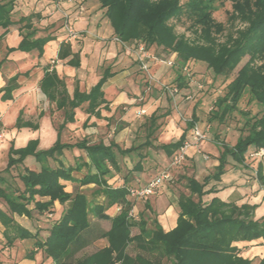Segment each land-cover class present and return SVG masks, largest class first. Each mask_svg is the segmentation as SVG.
<instances>
[{
	"label": "trees",
	"instance_id": "16d2710c",
	"mask_svg": "<svg viewBox=\"0 0 264 264\" xmlns=\"http://www.w3.org/2000/svg\"><path fill=\"white\" fill-rule=\"evenodd\" d=\"M216 1L188 0L183 7L181 0H98L121 42H143L146 48L156 45L168 54L175 53L178 69L195 60L205 62L216 74L229 76L240 60L246 54L250 55V60L228 84L226 94L217 99L211 110L210 121L218 120L222 123L233 111H240L239 103L246 94H250L251 99L263 108V113L251 115L250 112L242 111L247 133L242 131L234 145L217 136L218 140L215 141L221 148L220 163L203 181L195 176H184L189 194L182 192L179 196L177 225L165 231L156 219L150 226L144 212L139 220L130 214L134 208L129 197L132 187L131 172L124 176L123 184L114 186L109 183L114 170L120 171L116 150L122 155H137L139 160L134 169H142V160L146 154L141 149L154 145L151 137L156 117L152 116L148 126L151 132L146 141L126 149L115 142L106 145L103 141L91 143L88 139L75 143L62 142L60 130L58 139L48 149H37L38 140H30L25 147L20 148L12 145L8 164L0 170V199L4 201L6 208L0 207V222L4 227L2 233L6 245H13L17 239L36 238V246L45 248L47 255L53 259V264H254L253 259L240 254V248L235 243L262 239L264 244V216L255 218L257 205H239L235 201L226 202L219 197L206 203L203 196L215 191L214 186L206 187L212 179H221L226 171L228 157L243 163L249 148L264 149V64H256L258 59L264 60V0L234 2V12L238 18L248 23V27L236 39L232 41L230 38L225 43L219 41L224 25L213 18V13L217 10ZM18 2L19 0H0V29H3L0 37L6 35L12 25L19 23L21 40L17 46L8 47V52L37 50L41 56L44 46L55 39V36H37L39 30L35 26V20H42L40 13L21 15L18 20H14ZM183 10L193 20L192 27L197 36L192 41L184 36L179 37L168 25V21L179 16ZM70 54H73L70 61L78 64L79 54L72 52L69 41H62L58 57L64 59ZM6 59L4 57L0 60V70ZM105 72L89 93L76 89L73 97L55 69L46 71L41 87L49 100L55 102L58 109L65 111L66 123L74 120V109L83 102L89 101L88 109L95 111L105 101L102 87L110 75L109 71ZM17 78L18 74L11 77L3 88L4 99L12 98V91L18 87ZM177 80L179 88L186 86L181 73ZM197 121L198 116L193 112L182 136L177 141L163 143L158 147L172 156L184 145L187 131L194 128ZM16 125L19 128L38 127L30 122H23L21 117ZM73 147L84 149L90 160L87 172L81 178H75L71 173L87 165L83 158L84 161L75 167L52 163L59 159L65 149ZM28 155H33L40 163V170L25 165ZM257 175L264 180L261 164ZM61 179L78 180L80 185L95 183L96 187L90 197L84 192L73 195L65 189ZM38 196H49L50 199L41 201L37 199ZM56 200L62 204L69 202V206L62 217L54 222L50 234L44 240L39 238L38 232L33 233L15 219V214L31 215L32 209L39 213L48 211ZM31 204L33 208H30ZM149 206L147 202L148 209ZM111 207L118 209L113 216L106 212ZM91 214L110 219L111 227L96 232L90 219ZM133 227H138L139 233L132 234ZM102 238L107 239L106 246L84 257H76L83 246ZM131 244L140 250L135 255L128 252ZM257 264H264V257Z\"/></svg>",
	"mask_w": 264,
	"mask_h": 264
},
{
	"label": "crops",
	"instance_id": "0c3cea01",
	"mask_svg": "<svg viewBox=\"0 0 264 264\" xmlns=\"http://www.w3.org/2000/svg\"><path fill=\"white\" fill-rule=\"evenodd\" d=\"M86 3L87 8L75 23V29L78 33H83V31L86 32L81 40L76 41L74 38L64 37L63 34H60L63 30L61 29L57 32L59 36H55V39L50 40L44 46V52L41 56H39L37 50L31 52L19 50L8 52V47L17 46L21 40L19 25H12L9 32L4 35L2 41L5 42L4 49L7 52V59L5 62L8 63L10 60L17 61L16 57L19 55H30V62L32 63L31 67L23 72H2L3 65L0 70V116L2 117L0 120V170L4 169L8 164L9 151L12 145H14L15 148H20L25 147L30 140H38L37 149H48L53 146L58 139L59 130L61 131L60 137L62 142L75 143L83 139H88L91 143L103 141L106 145L115 142L123 149L139 145L132 144L123 146L120 143L122 138L118 139L114 134H106V131H110V127L116 124L113 117L120 105L134 100V96H130L129 93L131 90H134L135 93L137 92L138 85L136 86V79L138 75L135 72H139V66L136 62V55L131 51L130 47L127 46L129 43H123L116 37L110 20L106 15L104 16L105 10L99 8L100 4L98 0H87ZM58 7L59 9L56 10V5L52 4L51 0H19L15 11L21 13V15L40 13L43 16L41 21L46 25H51L61 17V7L65 8L66 12L69 13L75 10L72 3L69 1L63 2L62 5ZM51 9H53L52 14L50 13ZM74 14L77 15L76 12H74ZM62 41H69L72 52L79 54L78 64L70 61L73 54H70L64 59L58 57ZM173 58L176 59V54H173ZM100 65L103 67L99 68ZM157 65L159 64H154L153 68L156 72H159L160 70L156 69ZM53 69H55L59 77L64 80L67 91L71 97H73L76 89L81 92L89 93L100 81L104 73H106L105 71H109L110 75L102 87L105 101L100 104L95 111L88 109L89 101L83 102L74 109V120L65 123V111L63 109H58L56 103L49 100L41 87V81L46 71H51ZM17 74L18 87L12 91L11 99H4L3 94L5 91L3 88L8 84L9 79ZM193 112L196 111L193 110ZM33 116H36L38 120L35 121ZM19 117L22 118L23 122H30V124H35L38 127H17L16 124ZM58 117L59 123L56 122ZM63 123H65V125L60 129ZM185 130H183L182 134ZM190 130L191 129L187 131L186 139L191 137V134L188 133ZM64 135L66 138H70V135H72L73 138L64 141ZM178 139L163 143L174 142ZM163 143H159V145ZM200 147L201 152H194L197 168L195 167L193 170L199 172L195 178L203 181L205 176L213 173L219 165L221 148L216 141H203L200 143ZM255 150L258 151L256 148ZM162 151L167 155L163 149ZM116 153L121 170L119 157L128 156L131 159L133 156L122 155L117 150ZM203 153H207V155ZM58 158L57 161H52V163L56 165L62 164L66 167H75L84 160L87 162V165L82 167L81 170L72 171L71 174L75 178H81L84 173L87 172V166L90 165L87 152L78 147L65 149ZM204 159L207 161L203 162ZM231 161L236 163L237 166L233 164L227 168V165L230 164ZM24 162L25 165L32 169L40 170V163L33 155H28ZM245 162L246 158L243 163H239L233 158L228 157V163L225 166L226 171L221 176V179H212L206 187L210 188L214 186L215 191L204 195L203 200L208 203L214 197H219L223 201H235L239 205L244 203L251 205L256 204L255 218H261L264 216V180L259 179L257 175V180L260 185L257 183L255 184V181L249 176L250 173L254 172V166H248ZM259 164L263 166L264 174V163L262 160L258 161L256 172ZM204 165L212 166L214 171L207 172L201 180L200 175L203 173L202 171L205 170ZM134 166L127 172V174L131 172L130 177L134 172L146 174V172H143V162L142 169H134ZM92 171H95V169L92 168ZM117 172L119 171L114 170V176ZM111 179H109V183L113 185V183L110 182ZM61 182L65 184V189L73 195L77 193H75L74 190L79 188L89 186H93V188L96 187L95 183L80 185L78 180L72 179H61ZM119 185L115 184L114 186ZM185 193L189 194V190L187 189ZM37 199L48 201L50 197L38 196ZM101 200H103V197H101ZM178 201L179 197L177 201H175L169 196L168 192L161 191L159 194L156 193L147 197L144 203L139 206L138 210L148 213L146 218H148L149 222L156 219L165 231H169L177 225L180 213ZM147 202L150 204L149 209L146 207ZM68 203L69 202H66L65 204ZM65 204L56 200L48 211L45 210L39 213L36 209H32L31 215L15 214V219L33 233L38 232L39 238L44 240L50 234L54 222L59 220L63 215V207ZM0 207L6 209L2 199H0ZM30 208H33V204L30 205ZM3 230L4 227L0 222V264H53V259L47 255L45 248L36 246V238L17 239L14 241L13 245L8 246L3 237ZM98 240L103 241L101 247L108 244L105 238ZM235 244L240 248V254L242 256L250 259L256 258V264L259 262L260 258L264 257V244H262V239L239 241Z\"/></svg>",
	"mask_w": 264,
	"mask_h": 264
},
{
	"label": "rangeland",
	"instance_id": "374dc122",
	"mask_svg": "<svg viewBox=\"0 0 264 264\" xmlns=\"http://www.w3.org/2000/svg\"><path fill=\"white\" fill-rule=\"evenodd\" d=\"M65 1L71 2L75 10L69 13L66 12L65 8L61 7V17L51 25H46L41 20H35V26L39 30L37 36H45L47 34L59 36L57 32L63 29L60 34H63L66 38H70L66 29V23L69 19L72 20V24L75 28L76 21L87 8V0H51L52 4L56 5V10H58V6L62 5ZM236 1L238 0H217L215 2L217 10L214 11L213 18L217 22H222L224 25V32L219 35V41L221 43L227 42L230 38L233 41L239 36L241 31L246 30L248 27V23L238 18L236 12H234V2ZM187 2L188 0H181L182 6L185 7ZM99 8L102 9L101 7ZM52 12L53 9H51L50 13L52 14ZM74 12H76L77 15H75ZM105 15L106 14H104V16ZM20 16L21 13L15 12L13 19L18 20ZM192 22L193 20L190 19L183 10V13L179 16L170 19L168 25L179 37L184 36L192 41L196 39L197 36L192 27ZM17 25L20 26L19 23ZM2 32L3 29H0V34ZM85 34L86 32L84 31L83 33H78L77 31V37L74 38V40H81L82 36ZM3 37H0V60L7 57V52L4 49L5 42L2 41ZM127 46H129L131 51L135 53L137 59V43L127 44ZM146 50L151 55V58L149 59V71L142 70L136 60L139 66V72H135L138 75V78L136 79V86L138 85L137 92L135 93L134 90H131L129 93L130 96H134V100L120 105L113 117L116 124H113L110 127V131H106V134H114L118 139L122 138L120 143L123 146L143 143L147 138V134L151 132V129H149L148 126L151 123L152 116L156 117V122L154 123L155 129L152 130V132H154L151 137L154 145L141 149L142 152L146 154L142 160L144 166L143 172H146V174L144 175L134 172L131 175L130 186H142L164 171L169 173V177L164 180V184L157 190V194L161 191L168 192L169 196L177 201V198L182 192H187L185 187L186 179L184 176H197L199 174L197 170H193L197 166V162L194 158L195 148H191L189 150V155H187L180 163L173 165L171 160L172 156L168 157L165 155L162 149L157 145H159V143L178 139L183 130L186 129L187 122L192 119L193 110L196 111L198 116V121L196 122L195 127L205 131L207 134V139L204 141L218 140V136L220 139H224L226 142L234 144L242 131L245 134L247 133V126L244 125L245 121L242 111H247L250 112L251 115H255L262 114L263 108L251 99L250 94H246L239 103L240 111H233L222 123H219L218 120L210 121L211 110L216 105L217 99L226 94L228 84L250 60L249 54H246L240 60L235 68L230 71L229 76H225L224 74H216V71L213 68L209 67L202 61L191 60L182 69H178L179 65L177 59L173 58V53L168 54L163 51L161 47H157L156 45L150 46L146 48ZM30 58V55H19L16 57L17 61L10 60L8 63L5 62L3 64L2 72L25 71L31 67L32 62H30ZM169 60L174 61L173 65L168 64ZM156 63L159 64L156 68L157 70H160L159 72H156L153 68V65ZM256 64L259 66L263 65L264 60L258 59ZM100 67L102 68L103 66L100 65L99 68ZM179 73H181L186 80V86L183 88L178 87L177 77ZM1 118L2 117L0 116V120ZM33 119L35 121L38 120L36 116H33ZM56 122L59 123V117ZM192 129L188 132L191 134V137L186 140H192ZM72 138V135H70V138H66L65 135L63 136L64 141L71 140ZM203 154L207 155V153ZM138 160V156H133L131 159L128 156L122 158L119 157L121 170L115 174L110 182H112L113 185L123 184L124 176ZM260 160L264 163V150L256 151L255 148H251L246 153L245 164H248V166H254V172L250 173L249 176L255 181V184L257 183L259 185L260 183L257 180L256 169L258 161ZM206 161L207 160L205 159L203 160V162ZM233 164L237 166L236 163L231 161L230 164L227 165V168ZM204 167L205 170H203V173L200 175L201 180L207 172L214 171L210 165H204ZM93 189V186H89L79 188L74 190V192H84L90 197ZM146 198L147 197L142 199L130 198L134 203L133 213L135 214L136 220H139L143 214L138 208L144 203ZM68 206L69 203L64 205V211L68 209ZM106 211L109 214L114 215L118 209L116 207H111ZM144 214L145 217H147L148 213L144 212ZM90 219L93 223V229L96 232L111 227L110 219L95 217L92 214L90 215ZM149 225L152 226L153 222H149ZM137 233H139V228L133 227L132 234ZM94 235L89 236L92 237ZM102 245V240L85 245L78 251L76 257H84L91 254L101 248ZM139 251L140 250H138L134 244H131L128 247V252L132 255H135ZM253 262L256 264L257 259H253Z\"/></svg>",
	"mask_w": 264,
	"mask_h": 264
},
{
	"label": "built area",
	"instance_id": "2783aa9c",
	"mask_svg": "<svg viewBox=\"0 0 264 264\" xmlns=\"http://www.w3.org/2000/svg\"><path fill=\"white\" fill-rule=\"evenodd\" d=\"M69 17V16H68ZM66 29L69 33L70 38L77 37V30L72 24V20H68L66 23ZM151 55L146 50V45L143 42L137 43V61L140 65V68L144 71H149V59ZM174 61L169 60L168 64L173 65ZM207 139V134L205 131L200 130L198 127H195L192 130V140H186L184 145L175 152L172 157L173 165L180 163L187 155H189V150L195 148L196 152H201L200 143ZM169 177V173L162 172L159 175L150 179L146 184L139 187H131L129 197L131 198H145L152 196L157 193V190L164 184V180ZM134 209L131 210L130 214L135 216L133 213Z\"/></svg>",
	"mask_w": 264,
	"mask_h": 264
}]
</instances>
